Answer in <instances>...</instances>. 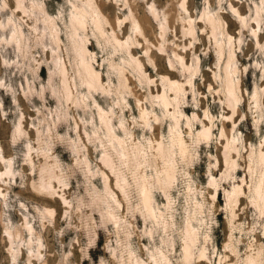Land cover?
<instances>
[{"label":"rangeland","instance_id":"obj_1","mask_svg":"<svg viewBox=\"0 0 264 264\" xmlns=\"http://www.w3.org/2000/svg\"><path fill=\"white\" fill-rule=\"evenodd\" d=\"M96 1L110 21L106 24L109 32L115 29L121 38L132 41L141 38L132 44L134 54L153 80L143 79L125 64L130 89L123 93L125 100L120 99L116 92L119 78L110 62L123 63L129 54L106 38L97 39L89 22L87 45L106 85L112 88L109 94L96 93V99L103 107L115 109L117 132L129 145H144L150 163L137 166L132 149L124 153L115 148L92 98L88 106L67 99L61 76L51 77L55 61L63 60L74 94L87 93L76 74L69 38L73 6L79 0H23L24 8L18 7L17 0H0V264H134L137 256L155 264L162 253L169 255L172 264H247L248 256L264 264V209L254 199L256 187L264 180V164L259 162L264 151V0ZM232 4L246 16V24ZM152 5L164 21L169 17L168 29L162 37V20L152 17L146 23L148 38L151 43L165 44L166 51L153 47L147 52V42L131 22V14L138 19L152 14ZM37 6L57 20L59 45L45 22V12ZM205 10L222 19L218 37L202 17ZM188 20L196 25L195 35L184 29ZM18 29L23 31L22 43L20 37L12 38ZM227 32L233 36L232 44ZM221 43L225 48L222 57L218 52ZM173 49L181 52L190 71L178 60L171 66ZM231 49L239 68L233 75L240 87L237 113L228 105L225 91V62ZM163 75L185 83L180 109L191 117L190 125L186 116L181 119L190 154L183 160L177 153L174 186L169 191L157 184L153 187L155 207L163 212L162 221L170 223L166 226L144 216L136 185L137 174L154 179L163 169V160L152 147L156 138L168 142L173 123L153 98L163 90L171 92ZM141 104L149 111L155 108L162 119L151 117L154 126H144ZM121 119L130 133L121 129ZM203 122L212 125L208 142L196 137ZM17 126L24 132L15 136ZM227 137L236 139L238 147L232 152L237 163L232 167L225 156ZM107 152L127 175L126 196L102 160ZM53 163L61 182L55 180L56 190L50 194L39 185L42 167ZM103 172L110 174L112 196L107 193ZM237 185L243 192L238 202L230 204L229 193ZM109 209L119 215L118 222L110 219ZM188 221L199 230L200 245L208 247L205 261L198 262L197 257L193 263L185 261Z\"/></svg>","mask_w":264,"mask_h":264},{"label":"bare ground","instance_id":"obj_2","mask_svg":"<svg viewBox=\"0 0 264 264\" xmlns=\"http://www.w3.org/2000/svg\"><path fill=\"white\" fill-rule=\"evenodd\" d=\"M17 2H18V7L19 6L23 8L25 7L23 5V0H17ZM183 5H185L184 2ZM73 7L74 10L71 14V19H70L71 29H70L69 38H70V42L72 43V49L75 53L76 74L80 80V84L85 87L87 93L81 96H77L74 94V91L72 89V84L69 81L70 77L68 78V67L66 65V62L63 60L55 61L56 69L55 71L51 72V77H53L55 74L61 76L64 87V95L67 99L74 98V101L77 104L88 106L89 105L88 98H92L95 104H97L100 123L105 128L106 133L109 139L111 140L112 144L115 146V148L121 149V151H123L124 153L132 149L130 152L131 155H133L134 161H136L135 163L137 166L143 163H150L149 151L146 149L144 145L134 144V143L133 144L131 143V145H129L127 140L117 132L114 123L115 109L112 107L109 109L103 107L96 99V93L109 94L111 93L112 88L110 85H106L102 72L98 67L95 66L96 57L93 51L87 45L89 41V36L86 34V31L89 22H91L94 27L93 28L94 35L97 39H99L100 37L106 38L114 44L115 48L126 50L128 52L129 57L128 58L123 57V63H116L115 61L110 62V66L116 70L119 78V85L116 88V92L120 94L119 97L120 99L123 100H125L123 93H125L126 90L130 89L129 80L131 79L126 73L125 64L130 65L134 70L138 71L140 77H143V79L145 78L147 80H150L151 82L153 81L151 80L150 76L147 75V71L145 69V63L140 58L136 57V55L134 54V50H133L134 46L132 44L140 43L141 38H136V39L134 38L135 40L132 41L131 37H128L126 39L121 38L115 29H112L111 32H109L108 29L106 28V24H108L110 21L105 16L102 15L100 7L96 0H79V2L75 3ZM232 8L237 13L241 22L243 24H246L247 23L246 16H244L242 11L239 8H236L235 5L233 4H232ZM38 9H40V11L42 10L45 12L44 15L45 22L50 27L51 34L53 36L56 45H59L62 38L59 32V25L57 20L54 17H52L48 12H46L45 8L39 7ZM150 10L152 14L145 15L143 19H138L137 16L131 14L130 18L132 25L136 29V33H139V35H141L147 42L145 46L147 52H149L150 49L153 50V47L154 48L158 47L159 49L166 51L167 48L165 47V44H163L162 42L151 43L146 31L147 28L146 23L151 22L152 17L160 18V20H162L161 35L162 37H165V34L168 29L169 17L168 18L166 17L164 21L161 18L160 11L155 5H152ZM207 10H205L202 17L205 20L206 24L210 26L211 33H213L215 37H218L217 36L219 32L218 29L220 28V26H222L221 25L222 19L220 16L217 17L213 16L212 14H210V11ZM258 13L260 14V11ZM164 16H166V13L164 14ZM258 18L259 17H257L256 19ZM188 21H189V25L188 26L186 25L187 27L184 29L186 33L195 35L196 25L193 24L194 23L193 20H188ZM118 22H121V20L118 19ZM22 34L23 31L21 29L15 30L12 38L17 39L18 37H20L22 43V39H21ZM227 38H228V42L232 44L233 36L228 32H227ZM258 41H260L259 36H258ZM224 49H225L224 44L223 43L219 44L218 52L220 54V57L223 56ZM173 50H174L175 59L170 58L171 66H174L175 62L178 60L180 61V64H182L181 66L184 69L190 71L192 67L187 65V63L185 62V58L181 54V52L178 51L177 49H173ZM152 56H153L152 54H149L151 60H153ZM234 59H235V52H233V49H231L227 57V60L225 62V77H226L225 91H226V98L228 105L231 107L233 113L235 112L237 113L238 108H236L237 106L236 104L239 101L238 90H240L239 89L240 87L238 82L239 79L236 81L233 75L238 71L239 68L234 64ZM162 77L164 80L163 82H165V84L168 86L167 88H169V91L171 92L169 94L163 90L162 93H157L156 95L153 96V98H156V100H158V105L163 109L164 117L166 116L172 119L173 123L170 126L171 127L170 137L168 142L166 143L163 140H159L156 138V140H154L156 146L154 145L155 147L154 146L152 147L155 148L157 155H159L162 158L163 169L159 170V172L156 174V177L154 179L148 177L146 173L137 174L136 185L138 186L141 204L144 209L143 212L144 216L146 218H153L159 223L161 222L163 223L164 226H166L170 223H168L165 220L162 221L164 214L161 210H157L155 207V197L153 194L154 192L153 187H155V185L157 184L158 186L162 187L165 191H169L170 188L174 186L177 180L176 155L177 153H179L184 160V158H186L190 154V148L187 139L185 138V136L183 135V131L181 130V125H180L181 119L183 116L184 117L186 116L187 123L190 125L191 117L186 115L184 110L180 109V98L186 92L185 83L182 82L181 79L175 76L172 77L169 75H163ZM138 102H140L139 99ZM154 109L152 111H149L146 107H144V105L140 106V117L142 119V123L144 124V126L153 124L151 123V117H153V119L157 121L162 119L159 116V114L155 112ZM196 117H198L197 114L194 115V118ZM224 128L225 129L223 131V134H226V123L224 124ZM121 129H123L127 133H130L128 125L124 123L122 119H121ZM22 132H24V130L20 126H17L16 129L14 130V135L15 136L17 134L20 135ZM212 134H213L212 125H207L203 122V127L196 133V137L198 141L206 140L208 142L210 141ZM225 149H226L225 150L226 161L229 167L235 166L237 163L234 160V156L232 155V152L238 149L236 144V139H232V140L228 139ZM3 158H5V156H3ZM102 160L104 164L109 168V170L112 171V174H114V176L116 177V181L119 189L126 196L127 187L128 185L130 186L129 180L126 177L127 175L125 174V172L124 174L126 176L123 174L122 172L123 170L120 169L121 167L115 162L114 159H112V157L108 152L103 155ZM259 162L261 164H264V151H262L260 154ZM86 163L89 165V161L87 159H86ZM6 172L10 173L11 168H9L8 171ZM103 173H104V180H105L107 193L108 195L112 196L113 191L110 187V174H107L106 172ZM55 180L61 182L60 174L56 170V164L53 163V164L44 165L41 169V182L39 185V189L52 194V192H55L56 190ZM242 192H243V188L241 185L235 186L233 190L229 193L228 198L230 204L238 202ZM63 199L65 200V202H67L66 198ZM254 199L256 201V204L261 209H264V180H262L256 187ZM113 210L109 209L108 215L110 219H113L115 222H118L119 215ZM232 212L234 213L233 208H232ZM184 239L185 241L183 244V254L186 262L193 263L195 257L199 258L198 262L205 261V259L208 258V252H207L208 247L205 243L200 245V243L202 242L200 232L198 229L195 228V226L192 224L191 221L187 222ZM205 240H207V237L205 238ZM256 258L252 256H248L247 264H258V259ZM154 262L155 264H172L171 258L166 253H162L161 260L155 259ZM134 264H148V263L144 262L140 257L137 256Z\"/></svg>","mask_w":264,"mask_h":264}]
</instances>
